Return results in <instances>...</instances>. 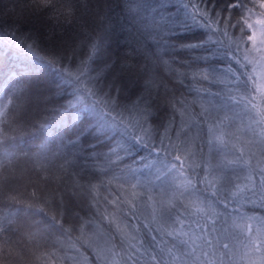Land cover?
<instances>
[{
  "label": "snow or ice",
  "instance_id": "obj_1",
  "mask_svg": "<svg viewBox=\"0 0 264 264\" xmlns=\"http://www.w3.org/2000/svg\"><path fill=\"white\" fill-rule=\"evenodd\" d=\"M33 4L36 11L57 7L54 0ZM141 7L148 13L145 32L131 51L143 66L128 65L107 33L91 32L76 37L78 48L65 62L63 53L42 47L19 19L12 22L10 51L0 49V84H6L0 89V123L33 129L37 162L58 158L61 168L73 167L69 157L102 163L95 170L78 165L70 182L34 190L27 211L0 216V243L11 245L13 235L50 241L53 250L45 255L51 259L44 264L78 262L77 254L88 249L90 264H264V216L244 210L256 197L264 207V71H240L258 63L241 47L254 8L264 17V0H236L229 5L235 15L213 11L204 0L183 2L206 33L185 41L175 35L184 25L168 15V0ZM61 15L73 16L72 6ZM255 23L264 26V19ZM12 50L57 69L73 86L71 97L29 121L33 101L47 104L49 97L38 91L33 65L13 61ZM253 50L264 61V47L254 44ZM42 78L43 72L35 80ZM177 84H188L197 98L189 103L177 94ZM49 112L60 114L59 126ZM93 141L97 148L88 147ZM6 155L10 164L14 153ZM141 166L150 171L143 182L136 175Z\"/></svg>",
  "mask_w": 264,
  "mask_h": 264
},
{
  "label": "trees",
  "instance_id": "obj_2",
  "mask_svg": "<svg viewBox=\"0 0 264 264\" xmlns=\"http://www.w3.org/2000/svg\"><path fill=\"white\" fill-rule=\"evenodd\" d=\"M183 2H187V0H168V6L173 8V11L168 15L184 25L181 30L175 33L177 39L181 41L203 39L206 35L205 31L192 21L189 12L192 9H185ZM235 2L236 0H204L211 10L219 11L223 15L236 14L238 10H233L231 13L229 11V5ZM251 2L252 0H249L250 4ZM54 3L57 5L56 8L36 11L33 0H0V49H3L5 53L10 51L7 44L11 41V33L14 31L12 22L19 19L23 29L36 36L42 47L63 53L65 62H68L67 58L72 54V49L78 48L79 40L76 37L91 32L92 34L107 33L113 51L122 59L127 55L126 63L128 65H132L135 61L137 65L143 66L144 60L133 53L131 48L137 47L136 42L143 39L141 34L145 32L148 13L141 6H155L157 0H54ZM69 5L72 6L74 15L65 19L61 13L66 11ZM254 11L257 14L252 17L249 23L264 19L259 15L258 8H254ZM21 13L23 16L20 15ZM236 19L239 17L233 19L234 24ZM16 27H19V24ZM230 31H234L237 37L241 35L239 28L230 29ZM248 33V27L245 25L243 29L244 44L241 47V52L249 42ZM11 58L13 61L19 60L33 65L34 83L39 85L40 93L49 97L47 104L33 101L32 111L27 117L29 121L43 118L45 108H55L64 103L61 97L70 98L73 94V86L64 82L57 69L45 65L37 58L27 54L17 55L15 50H12ZM72 62H75V57ZM223 63L226 65L228 61L224 60ZM216 66L220 67L221 65L217 64ZM252 70V65L240 69L241 72L248 73H252ZM41 72L45 73L46 78L36 81L35 78L40 76ZM176 87L177 94H184L189 103L197 98L196 92L190 89L188 84H177ZM194 87L198 88L200 85H194ZM5 88L6 84H0V89ZM49 89L52 90L49 91ZM48 115L50 120L59 126L60 114L49 112ZM16 119L19 120L20 117L17 116ZM32 131L31 127H27L21 132L15 125L0 123V160L4 162V167L0 169V192L4 193L0 195V216L2 217H6L10 213L17 214L20 208L27 211V206L32 202L31 193L34 190L47 192L56 189L62 182H70V179L75 178L73 168L76 171L81 170L78 165L95 170L93 165L102 163V161H76L69 157L73 167L61 168L64 161L58 158L50 157L48 161L37 162L32 158L34 151V144L30 139ZM88 147L97 148V144L93 141ZM99 150L102 151V149ZM7 153H14L10 164L7 160ZM193 162H198V156L193 158ZM136 175L143 182L150 176V171L141 166ZM13 195L15 199L11 198ZM256 200V204H246L244 210L250 215L264 216V207L259 206V197H256ZM3 239L5 237H0V241ZM92 239L102 242L100 236L92 237ZM146 239L151 243L150 234ZM12 241L11 245L0 243V264H44V261L51 259L45 255L46 252L53 250L50 241L39 238L32 242L21 241L20 235H13ZM81 243L83 242L81 241ZM145 246L147 247V244ZM90 253L91 249L82 251L77 254L78 262L69 259L66 264H90ZM67 255L71 257L73 253L69 252ZM62 256L63 253L58 252L57 260Z\"/></svg>",
  "mask_w": 264,
  "mask_h": 264
},
{
  "label": "rangeland",
  "instance_id": "obj_3",
  "mask_svg": "<svg viewBox=\"0 0 264 264\" xmlns=\"http://www.w3.org/2000/svg\"><path fill=\"white\" fill-rule=\"evenodd\" d=\"M250 23L253 24V27L251 29L248 28V30H249L248 36L255 35V39H254V41H249L246 48L251 51V54L254 57H256L258 63L255 66H253V65L252 66H253V68L255 67L256 74H259L262 71H264V67H261V65H264V61L259 60L261 53L257 50H253V45L255 44L256 49L264 47V45L260 44V41L262 39H264V36L261 35V33L264 32V26H262L260 24L253 23V22H250ZM252 72H253V70H252Z\"/></svg>",
  "mask_w": 264,
  "mask_h": 264
}]
</instances>
